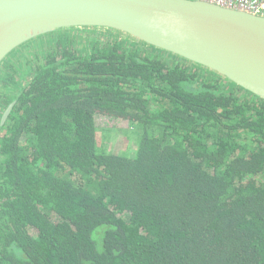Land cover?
I'll return each mask as SVG.
<instances>
[{"label":"trees","instance_id":"16d2710c","mask_svg":"<svg viewBox=\"0 0 264 264\" xmlns=\"http://www.w3.org/2000/svg\"><path fill=\"white\" fill-rule=\"evenodd\" d=\"M92 32L1 64L0 264H264V101Z\"/></svg>","mask_w":264,"mask_h":264},{"label":"water","instance_id":"95a60500","mask_svg":"<svg viewBox=\"0 0 264 264\" xmlns=\"http://www.w3.org/2000/svg\"><path fill=\"white\" fill-rule=\"evenodd\" d=\"M93 28L126 33L264 101V17L198 0H0V67L39 38Z\"/></svg>","mask_w":264,"mask_h":264},{"label":"rangeland","instance_id":"374dc122","mask_svg":"<svg viewBox=\"0 0 264 264\" xmlns=\"http://www.w3.org/2000/svg\"><path fill=\"white\" fill-rule=\"evenodd\" d=\"M74 33V32H73ZM73 33L69 34L67 33V35H63L60 36L58 33L57 35L53 36V35H47L45 37H43L42 39H37L36 41L25 45L21 48H18L17 50H15L13 53H11V55H9V57L5 60V62L3 63V66L9 71L8 69V65H13L18 71H22L23 68H25L26 65L31 64L32 67H38L41 64L45 63V53L48 52L49 50H55L57 45L61 42H65V40H70ZM92 32L91 30L88 31L87 30H83L80 33H75L80 35L81 37H84L86 42H89L88 39H90L91 37H99V38H103L106 37V35L102 34V33H96ZM63 34V33H62ZM80 38V37H79ZM122 38H120L121 40ZM80 40V39H79ZM77 41V40H75ZM64 42L61 44L62 46L64 45ZM78 46V44H77ZM2 68V67H1ZM1 72L0 75V80H7L6 77V71ZM25 81V80H24ZM25 84L22 83V85ZM2 85L0 82V91L2 89ZM2 115V111H0V119ZM106 133V130L104 131ZM107 140L112 141L114 143H118L120 144L122 142V146H125L127 143H129V145L131 146L135 141H138V137L140 136V133L138 131H136L134 134H131V136L128 138L126 137L125 131H119V130H109L106 134ZM133 148L135 147V145L132 146ZM123 151H125L124 153H126V149H123ZM114 152L116 153H121V151L118 150H114Z\"/></svg>","mask_w":264,"mask_h":264},{"label":"built area","instance_id":"2783aa9c","mask_svg":"<svg viewBox=\"0 0 264 264\" xmlns=\"http://www.w3.org/2000/svg\"><path fill=\"white\" fill-rule=\"evenodd\" d=\"M200 1V0H198ZM219 7L264 17V0H204Z\"/></svg>","mask_w":264,"mask_h":264},{"label":"bare ground","instance_id":"6f19581e","mask_svg":"<svg viewBox=\"0 0 264 264\" xmlns=\"http://www.w3.org/2000/svg\"><path fill=\"white\" fill-rule=\"evenodd\" d=\"M200 1H202V2H206V3H210V2H207V1H204V0H200ZM210 4H213V3H210ZM213 5H215V4H213ZM216 6H218V5H216ZM91 31H98V32H107V33H110L111 35H112V37L114 38V37H117L118 38V40L120 39V38H122V37H125V39H127V34L126 33H122L121 31H115V32H110L111 30L110 29H106V28H93V29H90ZM152 46V45H151ZM154 47V46H153Z\"/></svg>","mask_w":264,"mask_h":264}]
</instances>
